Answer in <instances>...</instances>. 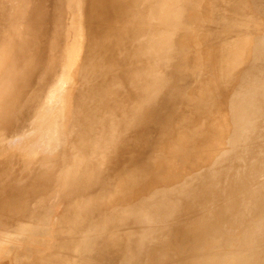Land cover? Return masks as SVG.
<instances>
[{
	"label": "bare ground",
	"instance_id": "6f19581e",
	"mask_svg": "<svg viewBox=\"0 0 264 264\" xmlns=\"http://www.w3.org/2000/svg\"><path fill=\"white\" fill-rule=\"evenodd\" d=\"M27 1L28 0H24L21 4L22 6H20V10H18L16 13L13 12L12 14L15 16H21L22 21L25 19V17L23 19V13L24 11H27L25 8L29 9V11L32 10L31 12L41 13L40 16L43 18L46 16L49 9L51 10L53 8V10H55L57 7V11L59 13L61 11L62 13L63 8H73L76 4L75 0H49V3H47L46 6H42V2L40 0H36V3L31 2L30 6L28 5L26 7V3H28ZM118 1H127V3H129L133 0ZM134 2L139 3L138 6L135 4L132 5L135 6L136 10V14L133 16L136 24H140V22L146 21L147 19H149L151 14H156L157 17L159 16V18H161L166 24V26L164 27L158 26L160 28L156 31H149L147 29L145 32L148 33L136 40V48L138 50V53L151 55L152 53L157 52L160 55H165L168 53H174V50H177L176 54L178 52V54L176 56H173V58L168 56L169 58L167 59L165 57L167 60L163 62V66L170 59V62L168 61V66H166L167 68L165 67L166 69H164L165 74H157V70L159 71L163 69L158 68L155 70V75L150 76V79H147L146 82L150 81L151 83H153V87L154 85H157V87L153 89L151 87V91L153 94L139 98V102H137L139 104L135 110V114L130 115L129 111L126 112V110H122L118 107L117 101L118 99L123 98L127 95V87L129 88V84L127 83L129 80H131L130 78H132L133 71L127 72L126 76L123 78V81L117 79L116 72H110L108 70L107 72H105L104 77L100 79L101 82H98L99 85L96 84V82L88 87L81 86V89L77 90V96L70 102H68V100L66 101L68 104L67 110L65 111V116L62 119L57 120L56 118L62 113L56 112L55 114H53L55 111H58L57 109H55L52 112L51 107L54 97L53 95L49 94V91L45 89L46 87L44 88L48 79L51 76L54 77V73L52 71L51 73H47L40 82V86L37 87V93L34 95V102L36 103L38 109L37 114L39 115V119H37V121L34 123L31 122L29 125L22 123V125H17L14 128L0 127V204L4 203L6 199V203H8V207L11 210L14 209L17 212L19 210L24 211V214L29 217H31L32 214V218L34 219L46 217V219L49 220L61 214L63 220L53 224L51 231L46 234L45 239H47L50 243L51 240H55V236H60L59 241L63 243L72 242V249L77 253L80 250V248L78 247L80 245L84 248L90 247V243L88 241L83 242L84 240L78 239V236H73L74 238L72 239L68 238L67 241L64 239V236L66 235L68 237H70V234L75 235L72 232L77 222L84 220L85 222H88V224H95V226H97L96 231L100 232L98 233V236L102 234L105 236V238L103 239H108V235L110 234V236H112L110 237V242L113 244L115 242H112V239L114 240V235H112V233L113 230H115V228L113 227L117 226L116 224L125 223L129 219H132L134 221L142 220V224L140 223L142 226V228L140 227L142 232L139 231V233H134V238L132 240L130 239L133 249L130 250L131 246L128 247L127 250L131 252L124 255L123 258L117 261H123L122 264H144L147 261L155 262L157 261V258H159L161 261L172 256L179 255L182 259L185 253L189 252L190 250L197 251L198 249H202V251H204L210 243L208 241L211 240H216L217 244H221L222 246L235 244L237 247L236 250L238 249L237 251H239L242 246H245V244H249L250 241H257V239L260 240L264 238V225L258 224V219H264V189L262 190L259 188V191L258 189H255V187L249 188V185H243L245 181L244 179L246 177H258L259 173L262 171V169H264V152L263 155L257 154V157L254 156L255 161L250 160V164H247L245 159H248L249 157L245 158L243 157L244 154L242 155V152L244 153L245 151H247L246 148H244L243 150L245 151L242 150V152L241 147L239 149V152L237 150L234 152L235 149H231L233 153L229 151V153L227 151L223 152V150L222 154H220L219 156L217 155V159L215 158V162L213 161L214 159L212 160L215 166L210 165L211 167H206L208 170H204L203 168H201L203 169V173L201 174V176L198 175L200 172L193 167L195 171L199 172L197 174V176H199L198 180H195L196 178H191L193 175L191 177L189 176L190 179H188V177H185L186 175H184L183 178L181 177V175H183L184 173L183 171H181L182 167H187L188 165L192 166L196 163H206V166L209 165V163H207L208 160H210L209 158L213 157L214 154L220 149V147L219 149L217 147L218 144H221L220 142H218L221 139L219 137L223 135L228 136L227 134L229 131V123L227 119V122L222 120L225 123L218 124V126L216 125L215 127H212L214 123L210 124V122L213 119H206V117H204L207 123V125L205 126L200 123V119L190 117L192 120H194L191 121L189 115L187 119L191 121H188L190 133H188L187 135H190L186 140H181L183 137L180 139L175 138V134H177L178 132L177 131L175 133L176 130L174 131V135L171 133L167 134V136H163V132V138L159 140V142L156 140L153 134H145L141 132V130L143 129L144 131L149 130L148 128L130 130L128 133H133V136L135 138L142 140V143L145 142L146 144V141L149 142L150 151H147L148 157H146L147 155L145 152L142 153L140 158H135L133 159V161H130V159H127L126 157L120 158V156L118 165L115 167H111L112 170L109 172H107V169H105V171L104 169H97L96 166H94L92 163H89L90 159L88 160V158L89 154L92 153V151L100 153L101 157L98 161H100L101 158L104 159V157L106 156V154H103L105 150H109L112 153V148H110V146H112V143H114L113 141L116 136L115 134L119 128L124 130L127 128H131L138 125L142 120L145 122V126L149 128H152L151 126L153 124H167L174 115L179 113V110L175 108V105L177 101L183 97V95H186L188 93L194 94L199 89L201 90L205 88L206 90L203 92V94L201 93L199 95L200 98L196 99L199 100L197 101L199 103L204 101L203 103H201L204 106L206 105L211 107L210 105L212 103H210V105L207 103L212 100L211 94L214 92H210L209 90L212 89L208 90V88L206 87L216 86L215 82L217 84L223 82H225V84H231L235 88V90L238 91L236 95H239L241 100H243L244 98L246 99V101H251V105H253V103L257 105L255 109V114H257V116L254 115L255 118L253 117L252 119H257L259 113V115L261 116V113H264V32L261 34V36L259 35L255 38V54L252 55V59L247 61L248 59L246 58L248 56L249 48L251 47V42L248 40V37L250 36L249 28L253 26H256L255 28H257V26H259L261 23L264 24V0H229L228 7L222 8V17L224 19L219 21L213 18L212 20L216 24L230 26L232 25V23H234V25L236 24L237 27L241 26V32L243 33L241 37L243 38H239L240 36L237 38L235 36L233 37V35L229 36L228 33L229 37H224L225 39L222 38L224 39L222 46H220V48H217L216 51L209 50V52H207L208 48L205 46V48H207V51L204 55L201 49L197 48V45L194 43V39L198 36L208 37V34L206 33H210V29L208 28L206 30L204 27L201 28L199 26L201 24H204L205 22H203L201 18H198V0H135ZM95 4L97 9H95L93 16H96V18H98L97 22H101V20L104 21L106 16L103 15L105 10L100 9L101 0H95ZM251 11L257 12V14L260 15L261 19L255 17L254 15H251ZM26 13L27 12H25V14ZM261 14L263 16H261ZM60 16L62 23L63 16L62 14ZM184 16L187 17V21L185 20ZM229 16H235V19L231 17V20ZM118 17L123 16L118 15ZM107 21L109 22V19H107ZM47 22L44 26L48 35L50 32H52L51 29L52 27H54L56 20L54 18V21H51L49 23ZM169 23L170 25H168ZM174 23H176L175 26L178 23V26H180V29H183L184 33H182L183 31L180 32V29V33H173V31L175 32L174 29L178 28L172 27L171 24ZM196 23H200L198 25L199 27L195 26ZM58 25H60V28L63 29H60L59 31H62L61 34L63 36L61 42L64 41V44H62L59 49L61 51H64L68 48V46L75 42V37L73 36V34H70L69 27H64L65 22L64 24L58 23ZM169 27H172L173 30L172 28V31L169 30ZM224 27L225 26H223L222 28ZM233 29H236V27ZM220 31L223 32V30ZM136 32L137 29L135 30L134 28H131L126 34L127 38L131 37ZM0 36L2 37V40L0 41V53L6 54V51H3V40H5L7 37H18V32L10 30L4 23L2 24L0 29ZM175 37H178V41L176 42H178L177 47L180 48L176 47V44L174 42V40L176 39ZM230 37L232 38L229 39ZM105 40H107V38L104 37H102V39H95V45H92L89 51L93 50V52L96 53L99 44L103 45ZM53 41L51 42L53 43ZM109 48L111 49L107 53L106 51L108 49L105 51L104 57H107V60L105 59V61H108L107 63L110 64V66L113 63L120 61V59L125 56L130 49V47H128L127 40L117 47L114 46ZM40 54L41 52L39 47L35 55L38 56ZM93 54L94 53H92L91 56ZM225 55L232 57L233 61L231 62V60H227L228 63H223L222 65L221 62L223 61V58H226L224 57ZM97 56H99L98 53ZM100 58L102 57L99 56L96 61L92 60L84 64L81 68H79V73L85 74L86 77L90 73L97 71L100 68V64L102 63V60H100ZM242 60H245V62L247 63L243 65L242 72L238 71L237 73L238 68L243 64ZM105 61L104 63L106 64ZM211 64H215L214 67H217L218 65L219 70L212 67L213 65ZM10 65H12V63H10L8 60H6L5 62H0V79L2 80L1 83H4V85H6V83L12 84L11 82H14V80H16L17 78L16 75V78L13 80L9 81V77L3 80V73L7 71V68ZM206 66H210V71H212L214 68L215 71H212L214 73L210 74V72L206 77H202L204 79L201 80L200 78V80H197L196 76L203 71H206ZM57 72L58 74L62 75L64 71L62 69H59L57 70ZM171 72H174V74H172ZM187 72H191L194 74L191 75L190 73V76H182L183 73ZM13 75L14 74H12V76ZM238 75L240 76L239 82L237 81L238 83L235 84L234 82H236L235 80H237L236 77H238ZM219 80L223 81L217 82ZM192 86H194L193 89L191 88ZM229 86L230 85H228V87ZM234 88H232V90ZM139 93L142 94V91L140 89ZM232 93L227 103L229 105L230 114L232 115V119L234 122L233 123L230 118L231 123L235 124V128H237L238 126H242V122L237 120L240 123L239 125L236 122V116L234 115H238V113L241 114V111L244 110L241 109V111L239 112L238 109V112L236 111V114L234 113V111L236 110L235 106L238 107L236 105L238 97L235 98L236 100H234V96H232ZM206 99H208L209 102L207 101L206 103ZM161 100H164L163 104L161 103ZM212 101L213 107L211 108H216L217 111L220 110L217 102L215 103L214 100ZM243 101H240V108H242V103L244 104ZM248 101L246 102L247 104L249 103ZM251 105L249 106L250 108H248L247 113H254V108L256 105H253V109ZM249 109H252V111L249 112ZM191 110L192 108L190 109V111ZM2 116L3 123L4 121L10 120L13 115L0 112L1 119ZM135 116L136 118L140 117L139 120L138 118L136 119ZM241 116V119L244 118L245 120L246 115L244 116L241 114ZM251 116H253V114ZM247 117H249L252 121L250 116ZM261 118L263 119L264 116L262 115ZM146 121L148 122L146 123ZM256 121L257 120H255V122ZM252 122L254 124V120ZM260 123L258 124V126L260 125ZM183 124L186 125L185 123H182V127L180 126V128H183ZM253 124L251 123V125ZM164 125L162 127H165ZM247 125L246 127L251 126ZM92 127L94 129H92L94 133L92 132V135L88 137L92 140L94 146L92 145L93 150H90L88 148V146L90 145L88 141L89 139L81 144V138L83 136L89 135L91 132L90 128ZM239 127L235 131H238V133L240 134L241 131ZM246 127L243 128L245 129ZM251 127H249L248 130H250ZM254 127L256 128V125ZM167 128H165V130ZM172 128L171 130L173 131ZM258 129L260 130L259 127ZM189 130L186 131L189 132ZM248 130H244L246 134H248L247 136L251 135L250 132V134L248 133ZM263 130L262 132H264ZM257 132L258 131H256V133ZM236 133L237 132H235L237 142L243 141L241 140V136H243L244 134L242 133L243 135L240 136ZM154 134L160 139L161 136H158V133ZM202 135H205L210 141L207 142L208 145L207 143H203L202 146L207 145L206 147L210 146L211 148H209L208 151L205 150L202 152L201 146L199 149L197 148L194 155H191V148L195 146L196 138L201 137L202 140H205ZM238 136H240L241 139L238 138ZM248 138H250V136ZM243 139L245 141V139L247 138L245 137ZM158 143L161 145L162 153L159 156H153V158H156L158 160L159 165L156 167H152L151 165H149L150 161L148 160V158H152L151 155H154L156 149L159 148ZM236 145H233V148H235L234 146ZM141 146L139 148H141ZM223 146L224 145L222 144L221 147ZM90 148L92 149V147ZM9 149H13V151L20 153L21 156L25 158L35 160L37 164L35 174L33 175L29 172L26 173L20 171L22 168L18 170L12 159L8 157L11 152L13 153V151L11 150V152H8V154L6 151ZM247 149H249V147ZM232 155L233 159L231 157ZM229 156L233 160L232 164L230 162V166H228L229 163L227 164V162L230 161ZM116 159L118 160V158ZM251 159L254 158L252 157ZM216 167H219L218 171L216 170L217 172L215 171ZM183 170H185V168ZM241 171L246 172L241 173ZM219 172L221 174L217 175V173ZM211 174H213V177H210ZM166 176L167 179L170 178L173 183L177 181L179 188L177 186H172L174 187V189L172 188L173 191H175V189L177 191L173 192L170 188L171 185H169V187H164L161 185L162 187L159 186L158 189H156L157 187L155 188L156 190H154L150 197H147L145 195L146 198L144 196L143 199L140 200L139 190L137 194L140 201L138 203L136 202V204H131L133 206L128 207V209L125 207L111 209L112 207L110 205H112L113 203L125 202L126 200H129V202L131 203V197L129 196L132 192L135 193L136 188L143 186L145 182H150L154 178L158 177L159 180H163V182L165 183V181L167 180ZM179 183L181 184V186L179 185ZM210 187L212 188V191H210L213 192L214 196L216 193L220 196L219 193L221 192L225 193V195L228 192V194L230 195L223 197V199H221L222 201L218 205L213 207H210L208 202L209 200H212V198H214L213 195H201L200 199L196 196V198L192 197V194L196 193V191L200 190L199 192L201 194H204L203 191L209 189ZM152 188L153 187H151L150 189ZM180 188L182 189L181 191L178 190ZM202 188L204 189L201 190ZM33 189L34 191L32 192ZM146 189L144 191H146ZM27 190H31V192L28 194L29 191ZM206 191L208 192L209 190ZM147 192L148 191H146V194H148ZM175 193H179V195ZM200 193L198 195L199 197ZM133 200V202H135V200L138 201V199ZM215 200H217L216 197ZM194 203H196V205L198 206L201 214L200 216H197V219L196 216H193L195 217L194 219H192L193 217H189L190 220H188L187 227H184L182 231L187 232L189 238L192 237V239L187 238V241L189 240V242H192L191 240H193L196 236V238L198 237V242H193L192 244H196L190 246L186 240L185 242H187V245L183 243V239L185 238L181 240L177 237H170L166 240H158L159 237L156 230H154V225L148 223V221L157 220L158 223H160L162 218L174 217L173 214H170V212H174L173 210L177 211L178 213L184 212L191 206L194 207ZM65 206L67 209L65 210L66 213L62 214V212H64ZM75 206H77L78 209H76ZM73 207L76 209V211H72ZM231 214L234 216V221L233 219L229 220ZM252 215L254 217L257 216V221L253 222L252 220H249ZM254 217H252V219H254ZM16 226L19 228L18 231L21 230L20 234L24 233L25 231L28 232L30 230L29 224L24 222L18 223L16 224ZM54 226H56V230ZM62 226L65 227L64 233L59 231V228ZM116 229L118 230V228ZM110 230L112 233L110 232ZM103 231L106 233L103 234ZM8 234H10V232ZM14 236L16 235L14 234ZM148 238H150L151 241L148 240ZM209 238L211 239L208 240ZM248 239L249 242H247ZM107 242L105 243L106 245ZM96 243L97 242H95V244ZM205 243L207 244L205 245ZM112 244H110V246ZM181 245L183 246V250L181 249ZM2 246H0V251H5L7 248H3ZM100 246H96L97 250L101 249ZM104 247L105 246L103 245V248ZM103 248V251L110 250L107 247L105 250ZM99 253H101V255L103 254V258L104 253H102V251L100 250ZM106 254H108V260L110 261L113 256L110 259L111 254L110 256L109 253L106 252ZM18 255H20V253L17 252V256ZM91 257L93 258V256ZM110 262L114 261L112 260ZM45 264L51 263L47 261V263Z\"/></svg>",
	"mask_w": 264,
	"mask_h": 264
},
{
	"label": "rangeland",
	"instance_id": "374dc122",
	"mask_svg": "<svg viewBox=\"0 0 264 264\" xmlns=\"http://www.w3.org/2000/svg\"><path fill=\"white\" fill-rule=\"evenodd\" d=\"M23 1L24 0H0V29H1L2 24L5 23L10 30H14V31L18 32V37H16V38L15 37H7L5 40H3V42H2L3 47H4L3 51H6V54L0 53V62L1 61L5 62L6 60H8L10 63H12V65L8 66L7 71H5L3 73V80L7 77H9V81L13 80L16 78V75L18 78V79L16 78V80H14V82H11L12 84L6 83V85H4V83L2 84L1 83L2 80L0 79V112H4V113H8L10 115H13L10 120L4 121L3 123H2L3 116H2V119L0 118V127L1 128L2 127L14 128L17 125H20V124L22 125V123L29 125L31 122L34 123L37 121V119H39V115L37 114L38 109H37L36 103L34 102V95L37 93V87L40 86L39 84L42 81L43 77L47 73H51V71L54 73V77L51 76L48 79L44 88L46 87L45 89L48 90L49 94L53 95V97H54V100L52 101V107H51L52 112L55 109H57L58 111H55L53 114H55L56 112L62 113V114H60V116H58L56 118L57 120H60L65 116V113H66L65 111L67 110V104H68L66 101L68 100V102H70L72 99H74L77 96V90L81 89V86L88 87L91 84L96 83V82H97L96 84L99 85V83L101 82L100 79H102L104 77L105 72H107L108 70L110 72H116L118 80H123V78L126 76L127 72L133 71L132 78H130L131 80H129L127 83V84H129V88L127 87V95L123 98L118 99L117 102H118V107L120 109L126 110V112L129 111L130 115L135 114V110L139 104V103H137V102H139L138 101L139 98H142L143 96L146 97L148 95H152L153 93L151 90L153 88L157 87V85L156 86L154 85V87H153V83H151L150 81L146 82L147 79L148 78L150 79V76L155 75V70L158 68L159 69L163 68V69L159 70V71L157 70L156 71L157 74H160V73L165 74L164 69L167 68L166 66H168L170 59L168 60L169 62L168 61L166 62L167 64L166 63L164 64V66H163V62L165 60H167L169 57L173 58V56H176L178 54V52L176 54L177 50H174V53H170V54L168 53L165 55L164 54L160 55L157 52H154L151 55L150 54L144 55V54L138 53V50L136 48V45H137L136 40L145 36L146 33H148V32H145L147 29L149 31H156L160 27L166 26V24L164 23V21L161 18H159V16L157 17L156 14H151L149 19H147L146 21L140 22V24H136L135 19L133 17L136 14L135 13L136 10H135V6H132V5L135 4L138 6L139 3L134 2L135 0H133L132 2H129V3H127V1L121 2L118 0H101V8L100 9L105 10L103 15L106 16L104 21L101 20V22H97L98 18H96V16H93L95 9H97L96 4H95V0H84V1L83 0H75L76 4L73 8H67V9L63 8L62 13H61V11H60V13L57 11V7L55 10H53V8H52L51 10L50 9L48 10L46 16L43 18L40 16L41 13L31 12L32 10L29 11V9L25 8L27 11H24L23 19H24V17H25V19L22 21L21 16H15L12 14H13V12L16 13L18 10H20V6H22L21 4ZM35 1L36 0H28L27 1L28 3H26L27 4L26 7L28 5L30 6V3L35 2ZM40 1L42 2V6H44V5L46 6V4L49 3V0H40ZM228 4H229V0H198V13H199L198 18H201V20L203 22H205L206 24L204 23L205 25L204 24L199 25L200 23H196L195 26L196 27L200 26L201 28L204 27L206 30L208 28L210 29V31H209L210 33L205 32L206 34H208V37L207 36H205V37L204 36H200V37L198 36L197 38L194 39V43L197 45V48L201 49V51L203 52V55L206 53L207 48H208L207 52H209V50L216 51L217 48H220V46H222L224 39L228 38L230 35H233V37L235 36L236 38L239 36H240L239 38H243V37H241L243 34L241 32L242 31L241 26L237 27V25L236 24L234 25V23H232V25H230V26L216 24L212 20L213 18H215L219 21L223 20L224 18L222 17L223 16V14H222L223 9L222 8L228 7ZM25 12H27V13L25 14ZM250 13H251V15H254L255 17L261 19L260 15H258L257 12L251 11ZM27 14H29V15H27ZM61 14L63 16L62 23L64 24V22H65L64 27L65 28H66V26L69 27L70 34H73V36L75 37V42L73 44H71L70 46H68V48L65 49L64 51H61L59 49L60 46L62 44H64V41L61 42V40L63 39V36L61 34L62 31L61 32L59 31L62 28H60V25H58V23L62 24L61 23V16H60ZM211 14H213L214 16ZM118 15H122L123 17H118ZM58 16H59V19H58ZM261 16H263V15L261 14ZM231 17L234 18L233 16H231ZM231 17H230V19L232 20ZM54 18L56 20V23H55L54 27H52V29H51L52 32H50L47 35V31H46L44 25L46 24L47 21H49V22L54 21ZM107 19H109V22L107 21ZM185 20L187 21V17H185ZM197 21H198V19H197ZM226 21H227V19H226ZM49 22H47V23H49ZM213 22H214V24H213ZM160 23H162V24H160ZM156 24H157V26H156ZM175 24L176 23L171 24L172 27H174V28L178 27V28H176L177 31H176V29H174L175 32L173 31V33H180L181 31H183V29L182 28L180 29V26H178V23L176 26H175ZM168 25H170V23ZM202 25H204V26H202ZM158 26H160V27H158ZM223 26H225V27L222 28ZM235 27H236V29H233ZM255 27L256 26L249 28L250 29V36L248 37L249 38L248 40L251 42L250 43L251 47L249 48L248 56L246 58V59H248L247 61L252 59V55L255 54V41H256L255 38L259 35L261 36V34L264 32V24L263 23H261L259 26H257V28H255ZM131 28H134L135 30L137 29V32L134 35H132L131 37L127 38L126 34L128 33V30H130ZM152 28H155V29H152ZM171 28L169 27L168 29L171 30ZM179 29H180V32H179ZM214 29H215V31H214ZM219 29L223 30V32H226V33H223ZM172 30H173V28H172ZM217 30H219V31H217ZM220 32H222V33H220ZM182 33H184V31ZM217 33H220V34H217ZM228 33H229V36H228ZM46 37H47V39H46ZM102 37L107 38V40L104 41L103 45L99 44L98 49L96 50V53L93 52V50L89 51L91 46L95 45L94 44L95 39H97V38L102 39ZM175 38L176 39L174 40V42H175L176 47H177L178 42H176V41H178V37H175ZM222 38H224V39H222ZM231 38L232 37H230L229 39H231ZM1 40H2V37L0 36V41ZM126 40H127L128 47H130L128 53H126V55L123 56L120 59V61L115 62L110 66V64L107 63L108 61L107 62L105 61V59L107 58L106 56L104 57L105 51L108 49L106 51V53H107L111 49L109 47H114V46L117 47L121 43H124ZM51 41H53V43ZM206 43H207V45H206ZM205 46L207 48H205ZM39 47H40L41 54L37 56V55H35V53L37 52ZM177 48H180V47H177ZM91 52L94 53L92 56H91V54H92ZM97 53L99 54V56L102 57V58H100V60H102V63L99 66L100 68L97 71L90 73L86 77H85V74L79 73V70H80L79 68H81L84 64H86L87 62H90L92 60L96 61L99 58V56H97ZM170 55H172V56H170ZM227 56L226 55L224 56L226 58L225 59L223 58V61L221 62L222 65H223V63H228L227 60H229V61L231 60V62L233 61L232 57H230V56L227 57ZM229 57H230V59H229ZM162 58H164V59H162ZM104 61L106 62V64L104 63ZM242 61H243V64L240 65V67L237 70V73H238V71L242 72L243 65L245 63H247V62H245V60H242ZM101 65H102V68H101ZM211 65H213L212 67H214L215 64H211ZM224 65H226V64H224ZM212 67H211V70H212ZM214 68L219 70L218 65H217V67H214ZM214 68L212 71H215ZM59 69H62L64 71L62 75L58 74L57 70H59ZM205 69H206V71H203L202 73H200L199 75L196 76L197 80H200V78H201V80L204 79L202 77H206L207 75H209L210 72H211L210 74L214 73V72L210 71V66H208V67L206 66ZM4 70H5V68H4ZM218 70H216V71H218ZM171 73L174 74V72H171ZM190 73L191 72L183 73L182 76H185V75L190 76ZM12 74H14L13 75L14 78H13ZM192 74H194V73H191V75ZM239 78H240V76L238 75V77H236L237 80H235L236 82H234L235 84H237L239 82ZM220 81H223V80H219L217 82H220ZM125 82H127V81H125ZM229 83H230V80H229ZM215 84H216V86L206 87V88H208V90L212 89L209 91L214 92L211 94L212 100H214L215 103L217 102V105L219 106V109L221 111L220 110L217 111L216 108L215 109L211 108V107H213L212 106L213 101L211 100L212 102L211 101L209 102L208 101L209 98L206 99L205 101H206V103L208 101L209 103H207V104H209V105H210V103H212L210 105L211 107L206 106V105L204 106L203 104H201L204 101L200 102V103L197 102L199 100L196 98H200L199 95L201 93L203 94V92L206 90L205 88L201 89V90L199 89L194 94L188 93L186 95H183V97L177 101L175 108H177L179 110L178 111L179 113L174 115L167 124H165V125L163 123L153 124L151 126L152 128H149V127L145 126V122L142 120L143 122L140 121V123L138 125L133 126L131 128H127L125 130L119 128L115 134L116 136H115L114 141H113L114 143H112L113 147L110 146V148H112V153L109 150H105L103 152V154H106V156L104 157V159L101 158V160L98 161L99 158L101 157L100 153L99 152L96 153V152L92 151V153L89 154V158H88V160L90 159L89 163L90 164L92 163L94 166H96L97 169H104V171H105V169H107V172H109L112 170L111 167H115L118 165L120 156H121L120 158L126 157L127 159H130V161H133V159H135V158H138V157L140 158L142 153H144V152L147 155L148 154L147 151H150L149 150V142L146 141V144H147L146 145L145 142L142 143L141 139L135 138L133 136V133H128L130 130H133V129H139V128L147 129L148 128L149 130L144 131V129H143V130H141V132H143L145 134H150V133L153 134L158 142H159V140H161L163 138V136H167V134H171V133L174 135L177 131L178 132H177V134H175L176 135L175 138L180 139L183 137L181 140H184V139L186 140L187 137L190 135V134L187 135L188 133H190L189 126H188L189 122L194 121L191 119L192 117L195 119H200V123H202L205 126L207 125L206 119H213L210 122V124L214 123L212 125V127H215L216 125L218 126V124L225 123L224 121H226V119H227V121L229 123V131L227 134L228 136L223 135L224 137L223 136L219 137L222 139V140L220 139L218 141L221 144H218L219 146L217 145L218 149H219V147H220V149L214 154L213 157L209 158L210 160H208V162H207V163H209V165L206 166L205 165L206 163H202V164L196 163L192 166L188 165L187 167H182L181 171L184 172L183 175H181L182 178L184 177V175H186L185 177H188V179H190V177L193 175L191 178H193V179L196 178L195 180H198L199 176H201V174L203 173L202 172L203 169L204 170L207 169L206 167H208L210 165L215 166L214 163L212 162V160L214 159L213 161L215 162L217 159V155L219 156L220 154H222L223 150H224L223 152L229 151V152L233 153L231 149H235L234 152L236 150L239 152L240 151L239 149L241 147L242 148L241 152H242V150L244 148H246L247 151L243 150L246 153L242 152V155L244 154L243 157H245V158L249 157L248 159H245L246 163L250 164V160L255 161L254 156L257 157V154L263 155V152H264V132H262V130L264 129V120H263L264 118L263 119L261 118L262 115L264 116V113L262 112L263 114L261 113V116L259 115L260 114L259 113L258 118L256 117L257 119H252L253 117L255 118V116H257V114H255V111H256L255 109L257 107V105L255 103H253V105L254 104L256 105V106L254 105L255 106V108H254V106L251 105V101L249 102L247 100L250 103L252 109L254 108V113L253 112L247 113L248 108H250L249 103L247 104L246 99L243 98V100H244L243 101V100H241L239 95H236V93H238V91L235 90V88L231 84L226 83L227 84L226 85L225 82L218 83V84L215 82ZM228 85H230V86L228 87ZM151 87H152V89H151ZM231 87L234 89L232 90ZM191 88L193 89L194 86H192ZM139 89L142 91V94L139 93ZM220 89H221V92H220ZM131 90H133V91H131ZM232 91H233V93H232ZM231 93H232V96H234V100H236L235 98H237V97L240 98V99L237 98V102H236L237 104L234 103L238 106V107L235 106L236 110L234 111V113L236 114V111L238 112V109H239V112L241 111V109H243L244 111H241V114L244 116L246 115V117L250 116L252 121L254 120V124H253V122L250 120L249 117H247V118L245 117V120H244V118L241 119V117H242L241 114L238 113V115L237 114L234 115V116H236V118L235 117L234 118L236 119V122L239 125H240V123L237 120H239L240 122L243 123V124L241 123L242 126L239 127L238 124H237V126L240 128L241 132L243 131L242 133L244 135L241 132L239 134L238 131H235L238 129V127L235 128L236 125L233 124L234 122L232 119V115L230 114L229 105L227 103V101L230 99ZM220 98L222 99V101ZM161 101H162L161 103L163 104L164 100H161ZM240 101L244 102V104L242 103V108H240V106H241ZM233 102H235V101H233ZM238 104H240V105H238ZM104 106H105V104H104ZM191 108H192V110L190 111ZM252 109H249V112H251ZM207 113H208V115H207ZM248 114H250V115H248ZM252 114H253V116H251ZM239 115H240V118H239ZM188 116H189V118L191 117L190 118L191 121H189L187 119ZM204 117H206V119H204ZM135 118H136V116H135ZM137 118L139 120L140 117H137ZM218 118H221V119H218ZM230 118H231L233 123H231ZM259 119H261V120H259ZM217 120H219V121H217ZM222 120H224V121H222ZM255 120H257L258 122L257 121L255 122ZM147 122L148 121H146V123ZM260 122H262V123H260ZM182 123H185L186 125L183 124V128H180V126L182 127ZM251 123L254 126L256 125V128L253 125H251ZM255 123H257V124H255ZM259 123H260V125L258 126ZM247 124L251 125L253 127L248 126ZM163 125L165 127H162ZM243 125H245V126H243ZM246 125L248 127H246ZM158 126H159V128H158ZM184 126H185V128H184ZM257 126L260 128L261 131L258 129ZM167 127L170 129H168ZM243 127H246V128L244 129ZM249 127H251L250 130H248ZM165 128H167V129L165 130ZM171 128L173 129V131L171 130ZM92 129H93V127L90 128L91 132L89 131L90 132L89 135L83 136L81 138V144L84 141L89 139L88 136L92 135V132H93ZM180 129H182V130H180ZM255 129H258V130H255ZM186 130H189V132ZM244 130L245 131L248 130V133L250 132L252 136L249 135L250 138H248L249 136H247L248 134H246V132ZM174 131H175V133H174ZM256 131H258L259 133L258 132L256 133ZM163 132L165 135L163 134ZM235 132H237L236 134H239L240 136L243 135V136H241L242 139L240 138V136H238V138H240L243 141L240 140L241 142H237ZM260 132H262V133H260ZM154 133H156V134L158 133V136H161L160 139H159V137H156V135ZM162 134H163V136H162ZM245 134H246V136H245ZM26 135H27V133H26ZM168 136H170V135H168ZM202 137H204L205 140H202L201 137L196 138L195 146H193V148H191V150H192V153H190L191 155H194L197 148L199 149L203 143L205 144L207 142H210L205 135H202ZM245 137L247 139H245V141H244L243 138H245ZM88 141H89V144L91 145V146L90 145L89 146L92 147V149L87 145L88 148L90 150H93L94 144H93L92 140L89 139ZM88 141H87V143H88ZM222 141L225 143H223ZM232 142H233V144H232ZM236 143H237V145H236ZM222 144L224 145L223 147H221ZM231 144H232V146H231ZM207 145H208V143H207ZM207 145H203L201 147L202 152L205 150L208 151L209 148H211L210 146L206 147ZM233 145H236L237 147L234 146L235 148H233ZM140 146H141V148H139ZM229 146H230V148H229ZM247 146L249 147V149H247L248 148ZM158 147L159 148L156 149L157 148V145H156V148H155L156 152L154 153V155H151L152 158H153V156H155V155L159 156L162 153L161 152L162 151L161 145L159 143H158ZM9 150H7L6 152L8 153V152H11V150L13 151V149H9ZM259 152H261V153H259ZM14 153H15V155H14ZM8 154H6V155H8ZM127 156L131 157V158L133 157V158L131 159V158H128ZM8 157L12 159L13 163L18 168V170H20V168H22L20 171H23L26 173L29 172L33 175L35 174L36 169H37V164H36L35 160L25 158V157L21 156V154L16 152V151H13V153L11 152ZM146 157H148V155ZM231 157L233 159V155ZM231 157L229 156L230 161L227 162V164L229 163L228 166H230V162H231V164L233 162ZM252 157L254 159H251ZM116 158H118V160ZM150 158H148V160L150 161L149 165H151L152 167H156L159 165L158 160L156 158H153V159L151 158L152 160ZM173 161H175V160H173ZM193 167L197 171H199L200 173L195 171V169ZM225 167H227V166H225ZM28 168H30V169H28ZM184 168H185V170H183ZM201 168H203V169H201ZM218 168L219 167H216V169L214 168L215 171L216 170L218 171ZM222 169H220V170H222ZM174 170H176V169H174ZM263 170L264 169H262V171H261L262 173L261 172L259 173L260 176L258 175V177H255V178L254 177L253 178H251V177L247 178L246 177L244 179L245 181H244L243 185H245V184L249 185V188L255 187V189H258L259 191H260V189L263 190L264 189V172H263ZM246 171H241V173L246 172ZM197 174L199 176H197ZM220 174H221L220 172L217 173V175H220ZM168 175H169V173H168ZM212 175L213 174H211L210 177H213ZM262 176H263V178H262ZM166 179H167V176H166ZM157 182L159 185L157 184ZM258 183H260V184H258ZM150 184L151 185L153 184V185L151 186ZM161 185L164 187H169V185H171L170 186L171 189L172 188L174 189V187H172V186L178 187L177 181L173 183L172 180L170 178H168L164 183L163 180H159V178L156 177L150 182H145L143 184V186L137 187L135 193H133V192L131 193V195L129 196V197H131V199L129 198L130 201H132L131 203L129 202V200H126L125 202L113 203L112 205H110L112 207L111 209H115V208H119V207H125L128 209V207L133 206L131 204H134V203L136 204V202L138 203L140 200L143 199V197L145 195L147 197H150L152 195V193L154 192V190L158 189L159 186L162 187ZM179 185L181 186L180 183H179ZM150 186L153 188L150 189L151 188ZM146 188L149 190H147ZM145 189H146V191H148L147 192L148 194H146V191H144ZM173 189H172V191H173ZM203 189L204 188H202L201 190H203ZM211 189H212L211 187L209 189H206V190H209L208 192L206 190H204L203 191L204 194H201L199 192L200 190H198V191H196V193L192 194V197L196 196L200 199L201 195L212 196L213 192H211L212 191ZM139 190H140L141 194L143 193L142 195L139 193L140 200H139L138 194H137L139 192ZM150 190H151V192H150ZM178 190L181 191L182 189L180 188ZM27 191H29V190H27ZM33 191H34V189L32 190V192ZM175 191H177V190L175 189ZM175 191H173V192H175ZM30 192H31V190L28 192V194ZM149 192H150V194H149ZM198 192L200 193V197L198 196L199 195ZM179 193H175V194L179 195ZM219 194H220V196L216 193L215 196L213 195L214 198H212V200L208 201L210 207L218 205L222 201L221 199H223V197L230 195V194H228V192L226 195H225V193H222V192ZM146 196H145V198H146ZM175 196H177V195H175ZM215 197L217 200H215ZM176 198H175V200H176ZM133 199H138V201L135 200V202H133L134 201ZM0 205H1L0 206V246L3 245L2 246L3 248H7L5 251L4 250L0 251V264H45V263H47V261H49L51 264H122L123 261H121V262H117V261L120 260L121 258H123L124 255L131 252V251L127 250L128 247L131 246L130 250L133 249L132 248V242H131V240L134 238L133 235H135L136 233H139V231L142 232V230L140 229V227L142 228V226H141V224L143 222L142 220L134 221L132 219H129L125 223L116 224L117 226L113 227V228H115V230H113V233L110 230L112 235H114V237H113L114 240L112 239V242H115V243L112 244L110 242V239H111L110 237H112V236H110V234L108 235L109 241H108V239H103V238H105V236L102 234L100 236H98V233H100V232L96 231L97 226H95V224H93V223L88 224V222L81 220V221L77 222V224L73 228L72 233H74L75 235L70 234L71 238L68 237L67 235L64 236V239L66 241L68 238L72 239V238H74L73 236H78V239L84 240L83 242L88 241L90 243L89 244L90 249L84 248L81 245L78 246L80 248V250L77 253L72 249V246H71L72 242H68V243L60 242L59 241L60 236L59 237L55 236V240L54 241L51 240L50 243L47 239H45L46 234L51 231L53 224L63 220V217L61 214L57 215V216H55V218H51L49 220H47L46 217H40L39 219H34V218H32V214H31V217H29V216H26L24 214V211L19 210L17 212L14 209L11 210L8 207V203H6V199H5L4 203H1ZM193 206L194 207L189 206L190 210L188 209V210H185L184 212L178 213L177 211L173 210L174 212H170V214H173L174 217L162 218L160 223H158L157 220L148 221V223L154 225V227H155L154 230H156L157 235L159 237L158 240H161V239L166 240L170 237H177L178 239H181V240L183 238H185V239H183V243H185V245H187L186 244L187 242L190 246L195 245L196 243L195 244H192V243L198 242V237L196 238V236L195 237L193 236L194 239L191 240L192 242H189V240L188 241L186 240L187 238H189L188 233L182 231L184 229V227H187L188 220H190L189 217L191 218L193 216H196V219H197L198 218L197 216L198 215L200 216V214H201L196 203H194ZM75 207H76V209H78L77 206H75ZM206 207H208V206H206ZM76 209L73 207L72 211H76ZM191 209H193V210H191ZM65 210H67L66 206H65L64 212H62V214L66 213ZM232 216L233 215L231 214L229 220L233 219V221H234V216L233 217ZM252 217H254V216L252 215L251 218L249 217L250 221L251 220L253 222L257 221L256 220L257 216L254 217V219H252ZM194 218L195 217H193L192 219H194ZM219 219H220V216H219ZM16 221L18 223L24 222V223L29 224L30 230L28 232L25 231L24 233L20 234L21 230L18 231L19 228L16 226V224H18ZM6 223H8V224H6ZM258 224L264 225V219H260V220L258 219ZM55 227L56 226H54V228ZM88 228H90V229H88ZM110 228H112V227H110ZM116 228H118V230ZM12 229H16V230H12ZM55 230H56V228H55ZM64 230H65L64 226L59 228V231H61L63 233H64ZM9 232H10V234H8ZM105 233L106 232L103 231V234H105ZM14 234L16 236H14ZM190 238L192 239V237H190ZM115 239H117V240H115ZM210 239L211 238H209L208 240H210ZM148 240H150V238H148ZM185 240L187 242H185ZM94 241L97 243L95 244ZM98 242H99V244H98ZM106 242H107V245L105 244ZM208 242H210V243L204 251H202V249H198L197 251L190 250L189 251L190 253L186 252L182 259L179 255V256H172L168 259L161 260V261L159 258H157V261H155V262L147 261L144 264H264V238L260 239V240L257 239V241L256 240L252 241V242L250 241L251 243L249 242V239H248L247 242H249V244H245V246H242L241 249L239 248L240 249L239 251H237L238 249L236 250L237 247L235 244H233V245L230 244L229 246H222L221 244H217L216 240H211ZM110 244H112V245L110 246ZM206 244L207 243H205V245ZM98 245L99 246L101 245L100 246L101 249H99V248L98 249L100 251H102V253H104L103 258H102L103 254L101 255V253H99V250H97V247H99ZM103 245L105 246L104 248H103ZM108 245H109V247H108ZM117 246H118V248H117ZM106 247L109 248L110 250L107 249L108 251H106L105 250ZM200 247H202V246H200ZM102 248L105 251H103ZM192 248H195V247H192ZM181 249L183 250L182 245H181ZM96 250H97V253H96ZM17 252L20 253V255L17 256ZM106 252L109 253V256L111 254L110 259L113 256L110 261L113 260L114 262H110L108 260V254H106ZM3 256H4V258H3ZM91 256H93V258ZM117 257H119V258H117Z\"/></svg>",
	"mask_w": 264,
	"mask_h": 264
}]
</instances>
